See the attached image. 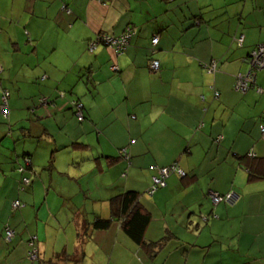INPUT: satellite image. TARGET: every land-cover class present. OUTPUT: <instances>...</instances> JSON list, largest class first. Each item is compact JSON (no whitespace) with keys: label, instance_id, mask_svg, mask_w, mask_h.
<instances>
[{"label":"crops","instance_id":"0c3cea01","mask_svg":"<svg viewBox=\"0 0 264 264\" xmlns=\"http://www.w3.org/2000/svg\"><path fill=\"white\" fill-rule=\"evenodd\" d=\"M130 28L121 54L102 44L89 51L98 34ZM263 43L264 0H0V96L9 93L6 120L0 115V264H30L31 234L40 250L32 264L73 254L78 215L110 217L109 198L125 190L139 192L149 212L144 239L170 234L167 245L146 257L111 226L84 241L82 264H264V67L250 89H234ZM154 48L157 72L147 66ZM22 155L33 174L20 192L13 168ZM165 166L184 177L170 173L142 196ZM229 190L239 201L212 205L210 193ZM17 199L23 206L13 211ZM5 225L15 231L10 245Z\"/></svg>","mask_w":264,"mask_h":264},{"label":"trees","instance_id":"16d2710c","mask_svg":"<svg viewBox=\"0 0 264 264\" xmlns=\"http://www.w3.org/2000/svg\"><path fill=\"white\" fill-rule=\"evenodd\" d=\"M61 10L65 11L67 10V7L65 5H61ZM130 33L131 37L135 33L133 29H128L126 32L123 34ZM123 34L119 36H115V38L121 37ZM109 36V35H108ZM114 37V36H113ZM241 39V37H239ZM239 42V41H238ZM241 42V41H240ZM158 43V41H157ZM156 43V44H157ZM151 44V43H150ZM264 44V43H263ZM129 43L126 45L125 50L127 49V46ZM151 46H155V44H151ZM239 46V45H238ZM154 52L150 50V55L151 58H148V70L151 72H157L160 68L159 62L154 59V54L156 52V48H154ZM251 52V51H250ZM248 53V57L249 54ZM247 57V59H248ZM153 62H157L158 68L156 70H151L150 66ZM213 65V64H212ZM211 67V66H210ZM113 70V68L111 67ZM7 94L6 97L4 95ZM9 93L7 90H3L0 96V115L2 118L6 120V115H8V107H7V100H8ZM80 106V107H78ZM3 107L5 108V113H3L2 109ZM70 108L73 111L75 118L79 124H82L86 120V115H85V110L83 105L81 104L80 101L74 100L72 101V104H70ZM79 114V116H78ZM53 153V152H52ZM120 158L122 161L125 163H128L129 158L127 157V153L125 150H119ZM53 155L50 157V161L52 159ZM21 162L17 163V167L15 166L13 169L18 173L19 179H18V187L17 189L21 192L24 191L26 187H30L32 183V174H33V169L31 168V161L30 157L28 155H22L21 157ZM107 160L111 161L108 157L106 158ZM171 166V165H170ZM164 168H171L169 166L165 167H159L156 169V174L151 177V184L148 188L147 191H145L144 194L147 196L151 197L156 191L162 189L164 186H159L155 185L154 183V178L160 179L159 172L161 169ZM126 170V169H124ZM177 174L179 177H184V173L181 169H177L174 167L173 172ZM170 174V173H169ZM168 174V175H169ZM167 175V176H168ZM166 176V177H167ZM164 178V181L166 179ZM1 186V185H0ZM233 191L236 195L237 198L234 200V202L228 204L223 201L219 203H223L225 205H233L240 199V194L235 191V190H229ZM227 191V192H229ZM226 192V193H227ZM224 193V194H226ZM220 196H223L224 194H219ZM143 196V195H142ZM140 193L135 191V190H125L122 191L108 200V207H109V216L110 217H94L92 222L88 223L85 220L84 214L80 213L75 221V224L78 225V229L76 230V239L78 246H76L75 251L73 254H67L64 252L61 253H56V255L52 256L45 262H41V264H82L83 258H84V251H83V243L84 241L88 240L91 237V233L94 231H106L108 230L111 226H116L118 229L123 233L132 244L135 246L141 247L144 249L146 257L151 256V258H156L157 250L162 247L163 245H167V238L171 237V235H166L165 237L159 239L158 241L151 242V241H146L144 239V232L146 227L148 226V223L150 221V215L149 212L141 205L140 203ZM211 201V199H210ZM18 202V206H14V203ZM212 203V202H211ZM217 203V204H219ZM214 206V204L212 203ZM216 205V204H215ZM23 204L20 203V201L14 200L11 203V208L13 211L19 209L22 207ZM211 213V212H210ZM210 215V214H209ZM204 221L208 219V216H204L202 218ZM83 224V225H82ZM10 230L12 232V236L7 239V231ZM3 241L7 244L10 245L11 240L16 236L15 231L12 227H8L5 225L3 229ZM169 240V239H168ZM39 241L37 239L36 235H29L27 240L25 241L26 245V251L24 254V259L32 264V263H38L39 258H40V250L38 248ZM149 256V257H150ZM33 257V258H32Z\"/></svg>","mask_w":264,"mask_h":264},{"label":"built area","instance_id":"2783aa9c","mask_svg":"<svg viewBox=\"0 0 264 264\" xmlns=\"http://www.w3.org/2000/svg\"><path fill=\"white\" fill-rule=\"evenodd\" d=\"M130 38H131L130 33L123 34L118 39L113 36L101 34L89 45L88 49L89 51H93V49L95 48V45L97 43H101L109 47L113 51L114 54L119 55L125 50V47L129 43ZM157 40H158L157 37H153L151 40V43L154 45L157 43ZM238 41L240 42L241 39H238ZM247 60H248L250 69L245 74H239L235 78L234 89L239 92H245L248 89H250L255 79V72L264 67V44L255 46V48L250 52ZM157 68H158L157 62H153L150 66L151 70H156ZM210 69L213 71L214 65H211ZM6 96L7 94L4 95V97ZM4 109L5 108L3 107L2 109L3 113H5ZM260 132L264 133V123L260 127ZM173 170H174V167L161 169L159 172L160 179L154 178L155 185L164 186V178L169 173L173 172ZM209 196H210L211 202L214 205L221 201L230 204L234 202V200L237 198V195L233 191H229L223 196H220L217 193L212 192L209 194ZM14 206H18V202H15ZM6 234H7V239H9V237L12 236V232L10 230H8Z\"/></svg>","mask_w":264,"mask_h":264},{"label":"rangeland","instance_id":"374dc122","mask_svg":"<svg viewBox=\"0 0 264 264\" xmlns=\"http://www.w3.org/2000/svg\"><path fill=\"white\" fill-rule=\"evenodd\" d=\"M100 35H101V34H98L97 37L100 36ZM97 37H96V38H97ZM97 44H101V43H97ZM97 44L95 45V47L97 46ZM102 45H103V44H102ZM104 46H105V45H104ZM256 46H257V45H256ZM105 47H107V46H105ZM107 48H109V47H107ZM254 48H255V47H254ZM254 48H253V49H254ZM94 49H95V48H94ZM94 49H93V50H94ZM253 49H252V50H253ZM252 50H251V51H252ZM209 70L212 71L210 68H209ZM145 191H146V190H145ZM145 191L142 193V195L145 196L146 198H150L149 196H147L146 194H144ZM164 212H166V209H164ZM111 264H114V261H111Z\"/></svg>","mask_w":264,"mask_h":264},{"label":"clouds","instance_id":"9594fccd","mask_svg":"<svg viewBox=\"0 0 264 264\" xmlns=\"http://www.w3.org/2000/svg\"><path fill=\"white\" fill-rule=\"evenodd\" d=\"M7 116V115H6Z\"/></svg>","mask_w":264,"mask_h":264}]
</instances>
